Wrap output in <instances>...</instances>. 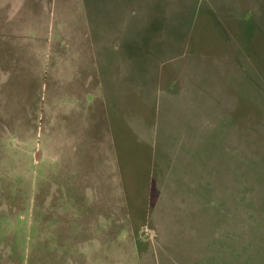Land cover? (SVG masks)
I'll return each instance as SVG.
<instances>
[{
    "label": "rangeland",
    "instance_id": "374dc122",
    "mask_svg": "<svg viewBox=\"0 0 264 264\" xmlns=\"http://www.w3.org/2000/svg\"><path fill=\"white\" fill-rule=\"evenodd\" d=\"M0 264H264V0H0Z\"/></svg>",
    "mask_w": 264,
    "mask_h": 264
}]
</instances>
